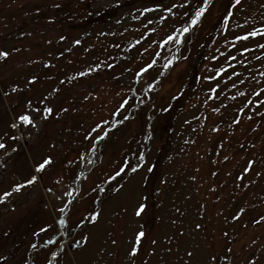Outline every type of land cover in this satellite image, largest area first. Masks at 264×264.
I'll use <instances>...</instances> for the list:
<instances>
[{
	"label": "rangeland",
	"instance_id": "1",
	"mask_svg": "<svg viewBox=\"0 0 264 264\" xmlns=\"http://www.w3.org/2000/svg\"><path fill=\"white\" fill-rule=\"evenodd\" d=\"M179 2L0 0V50L9 53L0 57V137L8 145L0 150V194L32 173L43 155L53 158L26 195L17 199L13 192L0 204V264H209L213 256L214 264H264V221L253 223L264 217V104L251 96L264 89V56L255 47L264 38L233 39L264 23V0H242L227 31L218 18L229 0H211L184 46L164 44L185 17L163 8ZM144 8L155 10L140 15ZM242 46L252 51L242 53ZM174 55L161 75L162 62ZM222 66L226 75L203 78ZM33 75L38 79L28 83ZM237 79L243 84L232 88ZM217 84L213 94L209 89ZM44 96L53 115L39 130L10 128L29 99L35 105ZM122 97L129 100L119 116L123 123L93 148L84 136L110 118ZM248 160L254 161L251 170L237 180ZM118 166L125 171L115 176ZM62 192H72L63 204L55 198ZM140 203L146 208L136 216ZM92 212L98 213L94 221ZM141 229L145 236L130 256Z\"/></svg>",
	"mask_w": 264,
	"mask_h": 264
},
{
	"label": "snow or ice",
	"instance_id": "2",
	"mask_svg": "<svg viewBox=\"0 0 264 264\" xmlns=\"http://www.w3.org/2000/svg\"><path fill=\"white\" fill-rule=\"evenodd\" d=\"M242 0H229V7L225 9V14L222 15L221 18H218V22L220 24V28L223 29L224 31L228 30V27L230 25V19L231 17L235 14V9L241 4ZM211 4V0H201V2H198L196 5L192 4V0H181L179 3H173L170 7H164L163 11L167 14H172L173 9H179L183 11V16L185 19L183 20V23L173 29L170 33H166L165 38L163 41H161L164 44L167 43H173L176 45H179L182 43L183 39L186 38V34H189L191 30L194 27H199L203 20L204 17L208 13V8ZM162 6L160 4L155 5V9H160ZM154 8H144L140 15H144L145 13H149L155 10ZM134 19H138V17H134ZM165 17H161V20H164ZM149 24L152 23V21L148 22ZM249 23L248 20L244 21V24L247 25ZM151 31V29H150ZM254 38H264V23H260L258 26L251 27L250 30H245L242 34L240 35H234L233 39L235 41H248L250 39ZM61 40L64 39L63 36L60 37ZM75 44H79L80 41L76 40L74 41ZM139 43V41H137ZM227 43V41H226ZM229 47H235V45L229 44ZM258 49H261V56H264V43L257 44L255 46ZM252 51L251 48L249 47H241V52L242 53H250ZM159 55V53H157ZM223 55V54H221ZM9 53L7 51L0 50V57H8ZM178 59V58H177ZM213 60H216L217 57L213 56ZM254 59H259L258 57H254ZM227 60L235 61L236 57L235 56H227ZM247 63V61H244ZM31 63V61H30ZM172 60H168L166 64L164 65L165 68H168L172 65ZM153 64H155V60L152 61V63H147L145 66L140 67L139 71L135 73L136 77L141 76V74L146 73L149 69L152 68ZM47 66V65H46ZM98 67V65H97ZM111 67V65H109ZM233 67L231 64L228 65V68ZM88 71H94V69H88ZM227 73V68L225 67H219L218 69H215V76L208 75L203 77L205 80H214L217 77H221L222 74L226 75ZM85 72H79L77 75L83 76L85 75ZM240 73L236 71H232L231 76L232 77H239ZM261 76H264V73H260ZM38 79L37 76L33 75L28 79V83L35 82ZM231 79V77H229ZM255 79V77H253ZM64 81H61L63 83ZM237 83L243 84V81H240L237 79L236 83H233L231 86L232 88H236ZM149 88L152 87L151 84L148 85ZM220 87L219 84H217L215 87H212L209 89L210 92L213 94L216 93L217 89ZM13 92L17 91L16 88L12 89ZM53 92H58L59 89L54 88L52 90ZM264 93V89L257 88L251 93L252 97H256V103L257 104H264V100L259 99L260 95ZM237 95L243 96L244 93L238 92ZM176 97H173L175 99ZM212 97L210 96L209 99ZM87 99V97H85ZM128 104L129 100L122 97L121 101L119 102L118 106L115 108L113 112L109 114L110 118L105 120L101 118L99 122H95L94 126H90V129L87 131L86 135L84 136V140L87 141L90 138L93 141V148L96 146L97 141H103L105 137L109 134V132L112 130V128L116 127L117 124L123 123V121L119 120V116L123 114L124 111H128ZM61 112H66L67 109H60ZM214 111H219L218 109H215ZM241 112H243V109H240ZM57 115L59 113H56ZM51 115H53V107L49 106L48 104V97L44 96L39 99L38 104L33 103L31 99H29L25 105L22 107V109L15 114L13 122L10 124V128L15 129L17 131H30L31 129H36L39 130V126L43 121H46ZM250 118V117H249ZM129 119V117H124V120ZM239 120H235L234 123H238ZM212 131H217L216 128H213ZM7 135V133L5 134ZM9 140L15 142L20 139L19 136H9ZM8 148V145L4 143V137H0V150H6ZM10 151L15 152L16 148L13 147L10 149ZM91 151V149H90ZM8 152H5V155H7ZM78 159H83V156L78 157ZM140 160H143V153L140 154ZM225 160L228 159V157H224ZM53 158L51 155H43L40 160L34 162L33 164V172L29 173L27 176H25L22 180V182H17L13 185L11 191H5L2 194H0V204H4L9 200L10 197H12L13 192L17 194L16 198H22L25 193V189L28 186H34L38 181L43 180V173L47 170L48 167L52 165ZM73 163L72 161H69V164ZM88 163H92V161H88ZM254 161L248 160L247 161V166L243 168V172L241 173L240 176L237 177V180H243V177L245 174H247L253 165ZM3 163H0V167H3ZM130 167V165H126ZM140 166L139 162L137 163V168ZM125 171V166H118V170L115 171V176H119L120 173ZM133 172L136 171V168L132 169ZM151 171V169H149ZM215 175V173H213ZM257 176L260 175L259 172L256 173ZM80 177L77 176L76 179H79ZM109 180L114 179L113 176L108 177ZM195 179V177H193ZM55 183L59 184L60 180H56ZM74 183V182H73ZM247 186V185H245ZM48 192H53V189L51 188H45V193L47 194ZM72 195V192H67L64 193L62 192L61 195L56 196L55 198L60 201L61 204L64 203V199L66 196ZM67 207V205H65ZM146 208L145 203H140L138 207L135 210V215L140 216L143 210ZM65 209L64 207L60 208V212H63ZM244 212V209H240V211L237 213L236 216H233V220L238 219L239 215ZM59 214V213H58ZM98 216L97 212H92L91 213V219L94 221ZM260 221H264V217H260L259 221H253V223H259ZM65 221L62 219L60 223H64ZM81 223H84V220L82 219L80 221ZM50 225H45L44 227L39 229L40 233H43L46 231L47 228H49ZM197 228L200 227L199 224L196 225ZM33 235H37L36 232L33 233ZM145 236V232L143 229L135 233V239L134 243L132 244L131 250L129 252L130 256H134L138 252V245L141 242L142 237ZM155 243V241H153ZM33 248L36 247V244L31 245ZM53 256H56V253H52ZM189 257L192 256V253L189 252L187 253ZM3 257H0V260H2ZM216 261V257L213 256L211 260L209 261V264H214Z\"/></svg>",
	"mask_w": 264,
	"mask_h": 264
},
{
	"label": "trees",
	"instance_id": "3",
	"mask_svg": "<svg viewBox=\"0 0 264 264\" xmlns=\"http://www.w3.org/2000/svg\"><path fill=\"white\" fill-rule=\"evenodd\" d=\"M170 57H171V56H170ZM167 61H168V60H164V62H162V63H164V65H165ZM164 65L160 66V68L163 67Z\"/></svg>",
	"mask_w": 264,
	"mask_h": 264
}]
</instances>
